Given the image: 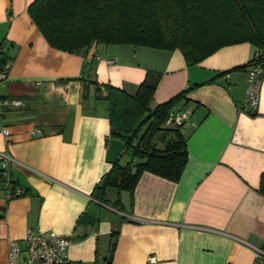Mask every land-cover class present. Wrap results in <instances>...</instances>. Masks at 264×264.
I'll return each instance as SVG.
<instances>
[{
  "label": "crops",
  "instance_id": "1",
  "mask_svg": "<svg viewBox=\"0 0 264 264\" xmlns=\"http://www.w3.org/2000/svg\"><path fill=\"white\" fill-rule=\"evenodd\" d=\"M34 1L0 0V43L12 60L0 81V153L15 159L25 194L8 199L0 184V264L29 230L69 238L71 264H254L264 246V85L252 113L246 71L218 75L257 48L226 46L193 67L179 50L93 44L70 54L34 24ZM150 71L160 75L152 109L193 87L174 109L188 115V164L178 183L144 173L133 197L111 190L102 203L96 187L116 162L132 161L111 136L105 86L135 94Z\"/></svg>",
  "mask_w": 264,
  "mask_h": 264
},
{
  "label": "trees",
  "instance_id": "2",
  "mask_svg": "<svg viewBox=\"0 0 264 264\" xmlns=\"http://www.w3.org/2000/svg\"><path fill=\"white\" fill-rule=\"evenodd\" d=\"M28 14L52 48L70 54L93 44L179 50L193 67L223 47L250 43L259 59L218 77L264 62V0H35ZM9 62L0 43V71ZM159 78L148 72L135 94L105 86L111 136L125 143L132 161L113 165L94 191L97 201L107 204L111 190L133 197L144 173L180 181L189 160L187 139L182 127L165 122L177 106L189 102L193 87L152 109ZM119 204L120 199L114 205ZM117 234L112 235L113 247Z\"/></svg>",
  "mask_w": 264,
  "mask_h": 264
},
{
  "label": "built area",
  "instance_id": "3",
  "mask_svg": "<svg viewBox=\"0 0 264 264\" xmlns=\"http://www.w3.org/2000/svg\"><path fill=\"white\" fill-rule=\"evenodd\" d=\"M260 54H256L255 59H259ZM110 64H115L116 60H110ZM11 67L9 62L0 71V81L6 79ZM248 85L245 94L246 110L252 113L258 111L261 101V89L264 85V62L256 63L246 70ZM14 106H20L21 101L13 100ZM1 106V101H0ZM188 119L185 112L173 110L166 122L167 127H183ZM2 133L10 136L8 128H2ZM15 159L9 153H0V184L6 191L8 199L20 198L24 191L16 184L12 176V165ZM71 245L69 238L58 235L54 232H41L29 230L24 238V246L18 241H11L8 251V264H71L68 249ZM153 262L154 258H150ZM264 263V253L259 252L254 264Z\"/></svg>",
  "mask_w": 264,
  "mask_h": 264
},
{
  "label": "water",
  "instance_id": "4",
  "mask_svg": "<svg viewBox=\"0 0 264 264\" xmlns=\"http://www.w3.org/2000/svg\"><path fill=\"white\" fill-rule=\"evenodd\" d=\"M187 90H188V88H187ZM113 254H114V248L111 249V253H110L109 258H108L109 263H111L113 260Z\"/></svg>",
  "mask_w": 264,
  "mask_h": 264
},
{
  "label": "rangeland",
  "instance_id": "5",
  "mask_svg": "<svg viewBox=\"0 0 264 264\" xmlns=\"http://www.w3.org/2000/svg\"><path fill=\"white\" fill-rule=\"evenodd\" d=\"M132 49H135L134 48V46H130ZM185 90H187V87H186V89ZM129 152V154H130V156L132 157V153L130 152V151H128Z\"/></svg>",
  "mask_w": 264,
  "mask_h": 264
}]
</instances>
